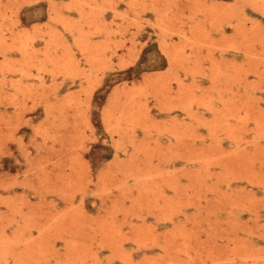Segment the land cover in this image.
Wrapping results in <instances>:
<instances>
[{"label":"rangeland","instance_id":"obj_1","mask_svg":"<svg viewBox=\"0 0 264 264\" xmlns=\"http://www.w3.org/2000/svg\"><path fill=\"white\" fill-rule=\"evenodd\" d=\"M0 264H264V0H0Z\"/></svg>","mask_w":264,"mask_h":264},{"label":"bare ground","instance_id":"obj_2","mask_svg":"<svg viewBox=\"0 0 264 264\" xmlns=\"http://www.w3.org/2000/svg\"><path fill=\"white\" fill-rule=\"evenodd\" d=\"M202 182V181H201Z\"/></svg>","mask_w":264,"mask_h":264}]
</instances>
